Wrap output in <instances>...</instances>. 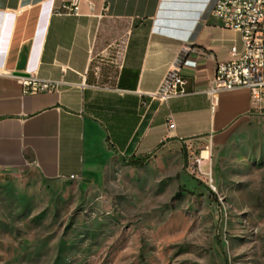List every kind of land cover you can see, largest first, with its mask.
Returning a JSON list of instances; mask_svg holds the SVG:
<instances>
[{
	"label": "crops",
	"instance_id": "obj_1",
	"mask_svg": "<svg viewBox=\"0 0 264 264\" xmlns=\"http://www.w3.org/2000/svg\"><path fill=\"white\" fill-rule=\"evenodd\" d=\"M69 2L0 0V173L71 181L115 158L183 157L224 146L264 114V97L254 103L248 90L216 106L201 92L244 47L206 0H81L79 15H58ZM185 53L197 61L182 68L188 95L153 97ZM31 78L58 89L27 93Z\"/></svg>",
	"mask_w": 264,
	"mask_h": 264
},
{
	"label": "rangeland",
	"instance_id": "obj_2",
	"mask_svg": "<svg viewBox=\"0 0 264 264\" xmlns=\"http://www.w3.org/2000/svg\"><path fill=\"white\" fill-rule=\"evenodd\" d=\"M0 264H264V114L141 168L0 173Z\"/></svg>",
	"mask_w": 264,
	"mask_h": 264
},
{
	"label": "built area",
	"instance_id": "obj_3",
	"mask_svg": "<svg viewBox=\"0 0 264 264\" xmlns=\"http://www.w3.org/2000/svg\"><path fill=\"white\" fill-rule=\"evenodd\" d=\"M80 5L81 0H70L56 13L79 15ZM204 11L226 28L241 33L244 47L243 50L237 46L231 48L229 61L219 64L201 92L210 97L213 106L221 94L242 89L250 92L254 103H260L264 97V0H206ZM184 66L197 67V61L188 53L181 55L153 97L168 101L188 95L187 80L182 74ZM24 86L27 93H38L57 90L59 82L31 78L24 81ZM169 127L174 129L175 123L172 121ZM70 180L79 178L72 176Z\"/></svg>",
	"mask_w": 264,
	"mask_h": 264
},
{
	"label": "trees",
	"instance_id": "obj_4",
	"mask_svg": "<svg viewBox=\"0 0 264 264\" xmlns=\"http://www.w3.org/2000/svg\"><path fill=\"white\" fill-rule=\"evenodd\" d=\"M184 157H186V152H185V154H184ZM150 158H144V159H142V160H140V161H142V163L141 164H139V165H136L134 162H133V160H129V159H124V161L125 162H129L131 165H133L134 167H144L145 166V164H146V162L149 160Z\"/></svg>",
	"mask_w": 264,
	"mask_h": 264
},
{
	"label": "bare ground",
	"instance_id": "obj_5",
	"mask_svg": "<svg viewBox=\"0 0 264 264\" xmlns=\"http://www.w3.org/2000/svg\"><path fill=\"white\" fill-rule=\"evenodd\" d=\"M208 157H209V153H208V152H204V154H203V159H204V160H207Z\"/></svg>",
	"mask_w": 264,
	"mask_h": 264
},
{
	"label": "water",
	"instance_id": "obj_6",
	"mask_svg": "<svg viewBox=\"0 0 264 264\" xmlns=\"http://www.w3.org/2000/svg\"><path fill=\"white\" fill-rule=\"evenodd\" d=\"M19 76H23V77H27L28 75L27 74H17Z\"/></svg>",
	"mask_w": 264,
	"mask_h": 264
}]
</instances>
